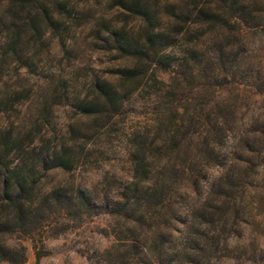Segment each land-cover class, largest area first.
Here are the masks:
<instances>
[{
    "label": "trees",
    "instance_id": "obj_1",
    "mask_svg": "<svg viewBox=\"0 0 264 264\" xmlns=\"http://www.w3.org/2000/svg\"><path fill=\"white\" fill-rule=\"evenodd\" d=\"M85 1L0 0V35H3L0 70L4 63H13L16 68L27 67L23 51L31 41L40 43L43 28L53 31L63 43L67 27L79 26L83 19L91 17L78 6ZM261 4L263 10L257 9ZM168 5L165 12L171 23L160 28L158 9L147 0H107L109 9L116 8L122 15L137 18L141 28L130 33L124 25L118 26L116 21L110 23L102 17L95 25L94 33L107 50L130 57L134 63L114 70L119 85L102 78L94 79L89 98H74L69 103L77 115L108 120L121 111L136 91L153 101L151 134L140 127L125 132V153L131 171L129 180H118L117 195L109 200L103 198L102 204L92 200L81 188L72 190L57 186L41 194L42 203L31 207L40 193L37 190L40 176L54 168L69 171L78 157L68 142H62L54 149L44 141L42 146L32 145L37 130L28 123L40 119L41 107L37 105L22 125L10 124L0 130V205L11 211L10 220H0V234L24 231L26 223H39L41 218L54 211L81 214L96 208L120 215L132 223L129 230L132 235L136 227L147 222L154 225L155 230H149L146 237L153 236L163 223L180 221L188 236L193 234L189 231L191 227L197 231L204 224L211 228L220 225L219 236L235 231L231 221L238 220L237 203L246 188L254 183L257 172H263L264 117L256 115L251 123L235 125L231 117L236 108L227 104L211 107L206 102H199L195 104L197 106L180 109L177 104L180 98H176V93L190 94L196 88L213 92L218 87L217 71L225 67L220 55L228 48L218 43L212 31L217 27L227 28L230 23L245 26L261 23L264 33V0H187ZM27 33L28 39H24ZM206 33L214 36L208 39L209 44L206 43L208 40L205 44L200 41ZM176 45L181 49H172ZM165 72L173 73L174 83L158 76ZM188 79L197 80V87L186 86L184 83ZM25 93L26 90L18 88L3 89L0 84V114L12 113L30 92ZM48 99L46 95L43 101ZM252 123L260 128H249ZM69 132L70 139L79 137L77 129L69 128ZM229 146L238 148L237 156L226 149ZM212 167L222 171L204 186ZM179 185L203 198L199 205L192 201L187 207L185 213L190 217L189 225L185 223L186 219L180 218L181 212L171 206ZM155 208H162L168 216L159 217ZM229 210L231 217L227 216ZM128 251V257L141 256L146 258L145 264H154L141 246L132 245ZM13 252V248L0 242V260L16 263ZM122 259L127 261L128 258L123 256Z\"/></svg>",
    "mask_w": 264,
    "mask_h": 264
},
{
    "label": "rangeland",
    "instance_id": "obj_2",
    "mask_svg": "<svg viewBox=\"0 0 264 264\" xmlns=\"http://www.w3.org/2000/svg\"><path fill=\"white\" fill-rule=\"evenodd\" d=\"M147 1L157 7L161 17L159 26L162 28L171 23L165 12V8H169L168 3L177 5L187 0ZM78 6L91 17L83 19L79 26L67 27L63 43L53 31L43 28L40 43L31 41L23 51L27 67L16 68L13 63H4L0 70L3 89H23L26 90L25 95L30 92L12 113L0 114V130L10 124L22 125L38 105L41 107V121L31 124L30 120L28 123L37 130L32 145L39 147L44 141L54 149L62 142H68L74 154H78L71 170L54 168L40 176L37 184L40 193L31 207L42 203L41 194L57 186L72 190L81 188L100 204L103 198L113 199L117 195L115 187L118 180H129L131 176L125 153V132L140 127L151 134L153 101L137 91L121 111L108 120L105 117L99 120L93 116L77 115L69 106L74 98L91 96L90 85L94 79L102 78L119 85L120 80L114 70L134 63L130 57H121L114 50H107L100 37L95 35V25L100 18L110 23L116 21V25H124L130 33H136L141 28L137 18L122 15L116 8L109 9L107 0H87ZM257 9L263 10V4ZM260 24L245 26L230 23L227 28L217 27L212 31L218 43L228 48L220 55L225 67L217 71L218 87L213 92L200 91L196 88L197 80H186L184 84L196 90L190 94L176 93V98H180L176 101L180 109L199 102H206L211 107L227 104L236 108L231 117L235 125L251 123L256 115L264 117V33ZM24 35V39H28L29 33ZM213 37L206 33L200 41L205 44ZM209 41L206 43L209 44ZM172 49L176 51L181 47L176 45ZM158 76L174 83L171 72L158 73ZM46 95L50 99L43 101ZM38 100H41L40 104ZM69 128L77 129L79 137L70 139ZM249 128L260 127L252 123ZM226 149L237 156V147ZM221 171L212 167L204 186ZM176 189L171 206L181 212L180 218L186 219L185 223L189 225L190 217L185 213L187 207L192 201L199 205L203 198L200 194L193 195L182 185ZM237 206L238 220L236 223L231 221L235 231L223 233L224 237L218 234L220 225L211 228L206 224L197 231L191 227L189 231L193 234L188 236L181 221L168 225L163 223L153 236L147 237L146 234L155 230L154 225L143 223L135 228L132 235L129 231L132 223L120 215L96 208L81 214L54 211L41 218L39 223H26L24 231L1 233L0 242L14 249V264H145L144 257H128V249L132 245L144 248L154 264H264V166L263 172H257L252 186L246 188ZM154 210L159 217L168 216L162 208ZM230 214L229 210L227 216L231 217ZM10 219V209L0 205V220ZM123 256L128 258L127 261H123ZM0 264L13 263L0 260Z\"/></svg>",
    "mask_w": 264,
    "mask_h": 264
}]
</instances>
